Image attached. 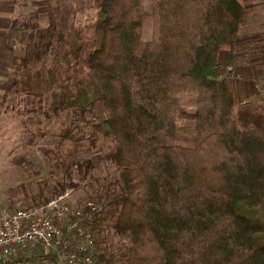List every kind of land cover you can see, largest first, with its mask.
Returning <instances> with one entry per match:
<instances>
[{
    "label": "trees",
    "instance_id": "obj_1",
    "mask_svg": "<svg viewBox=\"0 0 264 264\" xmlns=\"http://www.w3.org/2000/svg\"><path fill=\"white\" fill-rule=\"evenodd\" d=\"M93 1V18L61 30L19 23L9 91L75 143L65 170L81 167L74 117L87 145L111 142L104 226L126 237L123 264H264V114L236 106L225 75L254 11L244 0Z\"/></svg>",
    "mask_w": 264,
    "mask_h": 264
},
{
    "label": "rangeland",
    "instance_id": "obj_2",
    "mask_svg": "<svg viewBox=\"0 0 264 264\" xmlns=\"http://www.w3.org/2000/svg\"><path fill=\"white\" fill-rule=\"evenodd\" d=\"M19 3L17 23L22 22L28 28L53 22L61 30L70 19L83 23L93 18L96 8L93 0H19ZM8 66L10 77L0 83V210L66 194L65 200L72 204L93 200L107 211L108 191L114 188L117 175L115 165L106 157L111 142L99 137L93 147L87 145L85 117H74L72 132L81 137L75 155L81 167L74 164L65 170L63 164L67 163L75 143L60 138L61 129L54 115L46 117L40 113L39 104H26L14 97L9 85L15 64ZM258 98L247 104L264 114V96ZM105 216L101 228L95 229L97 256H102L100 264H123L126 237L104 226L108 213Z\"/></svg>",
    "mask_w": 264,
    "mask_h": 264
},
{
    "label": "built area",
    "instance_id": "obj_3",
    "mask_svg": "<svg viewBox=\"0 0 264 264\" xmlns=\"http://www.w3.org/2000/svg\"><path fill=\"white\" fill-rule=\"evenodd\" d=\"M225 75L234 76L231 65ZM258 93L264 96V85ZM65 196L0 210V264H99L95 229L105 211L93 200L77 205Z\"/></svg>",
    "mask_w": 264,
    "mask_h": 264
},
{
    "label": "crops",
    "instance_id": "obj_4",
    "mask_svg": "<svg viewBox=\"0 0 264 264\" xmlns=\"http://www.w3.org/2000/svg\"><path fill=\"white\" fill-rule=\"evenodd\" d=\"M245 3L255 16L249 30L237 42L231 62L234 76L228 77L229 88L239 103L258 100V89L264 85V0ZM19 5V0H0V83L10 77L8 64H15V72L23 57V33L16 18ZM224 56L222 52L220 59Z\"/></svg>",
    "mask_w": 264,
    "mask_h": 264
}]
</instances>
